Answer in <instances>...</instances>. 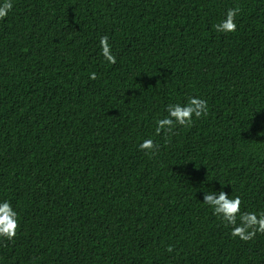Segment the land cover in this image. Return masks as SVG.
Wrapping results in <instances>:
<instances>
[{"label":"trees","instance_id":"1","mask_svg":"<svg viewBox=\"0 0 264 264\" xmlns=\"http://www.w3.org/2000/svg\"><path fill=\"white\" fill-rule=\"evenodd\" d=\"M11 3L0 203L19 228L0 238V264H264V234L234 238L203 203L223 185L242 213L264 212V0ZM236 7V31H216ZM189 97L207 117L157 135Z\"/></svg>","mask_w":264,"mask_h":264},{"label":"clouds","instance_id":"2","mask_svg":"<svg viewBox=\"0 0 264 264\" xmlns=\"http://www.w3.org/2000/svg\"><path fill=\"white\" fill-rule=\"evenodd\" d=\"M11 0H4L0 5V19L7 16L12 9ZM240 12L238 7L228 9L225 18L214 25L218 32L231 33L235 32L237 25L235 19ZM101 55L104 60L110 64H116V57L111 51L109 37L107 35L100 37ZM89 79H97V74L92 72ZM207 101L199 97H189L186 103L169 104L166 107L167 115L155 121L156 134H163L168 138L174 134L177 127H191L194 119L206 118L208 115ZM264 135V132L258 133ZM139 149L147 153H155L159 149V145L153 139H144L139 144ZM203 203L208 205L213 212V215L219 217L226 226L230 227L231 235L238 237L242 241H250L254 239L257 233L264 234V212L259 214L255 212H241L242 200L239 196H230L229 193L223 190L205 192L203 195ZM239 217V223H237ZM19 221L16 211L12 208L9 201L0 203V238L13 240L17 235ZM173 251L170 245L167 249Z\"/></svg>","mask_w":264,"mask_h":264}]
</instances>
